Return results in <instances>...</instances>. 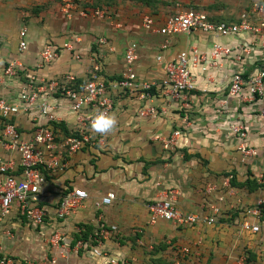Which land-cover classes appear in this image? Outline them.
<instances>
[{"label": "crops", "instance_id": "0c3cea01", "mask_svg": "<svg viewBox=\"0 0 264 264\" xmlns=\"http://www.w3.org/2000/svg\"><path fill=\"white\" fill-rule=\"evenodd\" d=\"M63 2L0 0V98L15 101L31 75L50 81L71 73L81 84L93 73V59L98 60L102 68L98 75L108 87L132 68L141 81L157 83V91L148 101L115 93L111 88L114 102L111 115L116 118L113 130L106 134L97 132L95 146L89 145L70 156L66 170L48 178L43 200L49 218L47 232L50 236L62 228L71 232V239L64 235L61 250L66 254L57 255L59 262L103 264L100 252L104 251L118 260V264H264V231L252 235L241 230L246 210L264 197V188L255 184L252 191L247 187L226 189L225 179L219 178L221 173L235 169L241 178L238 181L243 183L250 171L256 177L264 172V125H260V118L256 119L259 114L252 113L250 106L243 115L239 114L238 101L229 98L227 85L232 66L214 70L207 78H198L197 90L189 96L191 112L164 97L160 90L166 76V62L192 47L207 50L216 39L201 32L165 38L145 30L146 17H151L160 27L171 16L173 12L164 5L157 11L142 3L131 9L130 1H120L107 8L117 14L115 21L107 17L108 21L94 17L93 13L83 16L93 10L83 5L72 11L71 19L67 18L62 12ZM14 6L15 10L10 12L8 9ZM23 30L27 33L28 47L20 54ZM245 36L219 41L228 46L242 45ZM66 43L74 45L73 51L62 50L56 61L41 68L37 65L45 45L62 48ZM133 45L137 46V60L131 67L125 56ZM160 56L161 63L157 61ZM18 58L25 71L19 70L15 77L5 80L7 66ZM252 66L249 65L250 71L255 68ZM48 99L61 107L62 125L72 130L75 123L69 102L59 95ZM150 102L160 114L142 118L140 112ZM33 115L37 116L34 112ZM13 121L23 137L30 138L33 127L30 116H18ZM238 122L253 129L244 141L230 133V125ZM3 125L0 118V130ZM176 131L181 134L178 144L167 148L163 140ZM243 142L258 152V157L245 165L241 164L242 154L238 150ZM210 186L215 190L208 194ZM75 189L86 191L90 199L61 217V201ZM231 190L233 194L229 193ZM108 192L116 194L115 202L102 210L96 209L94 200ZM220 196L226 202L221 204L223 210L212 225L177 226L162 219L151 220L149 205L157 201L169 199L185 213L211 215L210 208L218 204ZM88 225L96 228L92 243L91 238H85L91 235H83ZM101 225L109 230L111 237L96 236ZM78 235L83 236L78 239ZM95 240H100L102 245ZM185 248L189 249L188 254L182 252ZM24 252L25 249H18L19 254L25 255Z\"/></svg>", "mask_w": 264, "mask_h": 264}, {"label": "built area", "instance_id": "2783aa9c", "mask_svg": "<svg viewBox=\"0 0 264 264\" xmlns=\"http://www.w3.org/2000/svg\"><path fill=\"white\" fill-rule=\"evenodd\" d=\"M73 10H77V6L71 0H65L62 6L63 14L71 19ZM249 12L253 22L247 19L245 16L247 14H244V21L240 24H215L205 19L202 12L195 11H185L170 16L160 27L152 18L146 17L143 28L165 38L201 32L216 39V42L207 50L192 47L181 51L174 59L164 64L166 76L160 84L162 95L174 103H179L182 108H187L190 105L188 93L197 90L198 78L200 76L207 78L214 70L224 69L230 64L232 69L227 85L229 98L244 106L249 105L251 111L258 112V117L264 121V4L255 3ZM95 14L96 16L93 12L94 17H104V14L98 11ZM82 15L89 16L88 13ZM244 34H249L251 37H246ZM237 36H245V43L228 46L219 41L222 38ZM20 37L19 53L22 54L28 47L25 30L20 33ZM73 49L72 43H66L62 48L47 44L39 54L37 65L41 68L51 64L60 57L62 50L73 51ZM76 58L79 59V56ZM125 59L132 67L137 60L136 45L129 48ZM157 61L161 63L162 57H158ZM92 62L93 73L81 87L75 86L78 78L71 73L50 81L31 75L15 101L0 99V117L5 121L0 131V224L14 214L26 218L27 222L35 227L45 223L47 212L43 200L46 197L47 179L64 172L70 156L89 145L97 144V132L91 127V123L101 112L111 115L114 109L111 88L115 93L137 96L141 100L149 101L154 98L151 89L156 87L157 83L141 81L132 68L125 71L120 81L108 87L98 75L102 69L98 60L93 59ZM251 64L255 66L252 71L249 70ZM25 68L20 58L12 61L6 68L5 80L15 77L19 70L25 71ZM248 72L250 73L246 75ZM54 95H59L69 102V112L74 115L75 123L74 128L70 130V135H65L61 128H57L64 119L59 114L61 107L48 99L49 96ZM33 112L37 116H34ZM159 112L157 106L151 103L150 106L141 110L140 116L155 118L160 114ZM22 115L30 116L33 123L28 139H25L19 133L17 126L10 122V119ZM251 131L253 133V130L248 129L243 122L230 125V133L242 141L248 138ZM179 136L180 132L176 131L170 138L163 140L167 148L176 146L175 141ZM238 150L242 154L241 164L245 165L251 159L258 157L257 149L248 146L245 142L240 143ZM14 155H18L19 158L13 157ZM257 178L259 184H264V172ZM223 187L232 189L230 179L223 182ZM214 190L215 188L210 186L207 192L211 194ZM233 192V190L229 191L231 194ZM89 199V194L82 189H75L68 193L61 201L60 216L68 215ZM115 200L116 194L108 192L105 196L95 199L93 204L96 209L102 210L111 206ZM225 202L224 196H220L218 204L210 208L211 215L185 213L169 199L149 205V210L152 222L162 219L177 226L212 225L223 210L221 204ZM238 203L240 204V201ZM241 230L252 235L264 231V197L258 200L254 207L246 210ZM6 234L8 238L12 237V233ZM109 235L110 232L105 228H100V232L96 234L102 238H107ZM59 237L60 234L53 237L52 252L54 254L60 252V256H63L66 252L61 250L63 246L62 248L58 246ZM98 244L101 246L102 242L99 240ZM4 252L0 244V264H14L8 255L3 256ZM182 252L188 254L189 249L185 248ZM101 254L104 256L105 252L102 251ZM102 259L106 263H118V260L109 256ZM42 264L60 263L57 256L52 255Z\"/></svg>", "mask_w": 264, "mask_h": 264}, {"label": "rangeland", "instance_id": "374dc122", "mask_svg": "<svg viewBox=\"0 0 264 264\" xmlns=\"http://www.w3.org/2000/svg\"><path fill=\"white\" fill-rule=\"evenodd\" d=\"M89 1L92 2L93 0H89ZM128 1L131 2L130 6H129V7H131V9H136L141 4V3H138L136 0H133V1L127 0V1H122V2H128ZM154 1H157L156 3L159 5L167 6L170 13L174 12V13H171V15H175L176 13L183 12V11L187 10V8L191 5V3L188 2V0H184L187 3H184V1H182V0H176V2L173 5H172V0H154ZM166 1H168L170 4L167 5ZM195 1H196V4L199 5V10H201V12L204 11L206 13H209L211 16H216V15L218 16L220 14H223L221 12V10H224V11H226V13H229V14H227V18L229 17V19H233L235 17H239L242 13L246 14L248 9H250V11H251L254 3L257 0H195ZM105 3L106 2H100L99 7H97L96 10L93 9L94 10V16H96L95 12L98 11V12H100V14H104L103 18L107 19V17H108V19L115 21L116 20L115 16L117 14L115 15V12L113 10L107 9L108 7ZM144 6L148 7L147 5H144ZM8 10H10V12H12L13 10H15V6H14V8H9ZM244 14H242V17H244ZM251 14H252V12H251ZM245 16L247 17V19L249 18L248 20L251 19L250 15H245ZM253 17H255V16H253ZM113 21H111V23H113ZM251 22H253V18L251 19ZM213 106H216V105L214 104ZM237 118H238V116H237ZM68 119H69V117H68ZM205 119H207V117ZM256 119H259V117H256ZM10 121L14 122L13 118L10 119ZM260 125H262V122H260ZM260 125H258V126H260ZM180 137H181V134L177 138V140L175 141L176 144H178V140ZM262 153H263V151H261V154ZM219 220H222V218L219 217ZM48 223H49V218L46 219L45 227L40 229L38 227L32 226L31 224H29L27 221H25L21 217L16 216V214H14L10 218H8L6 220V222H2L0 224V244L3 246V249L5 251L4 254H7L10 257V259L14 261V264H24V263L25 264H42L45 261L49 260L53 255L52 250H53L54 244L52 243V240H53V237L57 233H53L50 236V233L47 232L48 231L47 229L49 228V226L47 228ZM92 227H94V226H92ZM80 228L82 229V227H80ZM100 228L107 229L106 227H103V225L99 226V230H100ZM63 229L64 228L60 229L58 232V234H60V237H59L60 240L58 241V246H60V248H62V246L65 243L64 242L65 241L64 235H66L67 238H68V236L69 237L71 236L70 231H65ZM7 232H10V234L12 233L11 238H8V236H7L8 234H6ZM94 237H95L94 235L90 236V238H91L90 243H92V240L94 239ZM109 237H111V235ZM70 239H71V237H70ZM96 243H98V242H96ZM17 248L19 250L25 249V252H24L25 255L19 254ZM35 248H37V249L35 250ZM89 253H91V252H89ZM58 254L60 255V252L57 254H54V255L57 256ZM93 254H94V251H93ZM93 254H92V256H94ZM100 257L101 258L102 257L107 258L108 255L105 254L103 256V254H101ZM103 264H110V263L109 262L106 263L104 261Z\"/></svg>", "mask_w": 264, "mask_h": 264}, {"label": "trees", "instance_id": "16d2710c", "mask_svg": "<svg viewBox=\"0 0 264 264\" xmlns=\"http://www.w3.org/2000/svg\"><path fill=\"white\" fill-rule=\"evenodd\" d=\"M60 1H62V0H60ZM73 1V3L75 4V5H77V6H79V5H83L84 7H87V8H91V9H96L97 7H99V4H100V2H106L105 4L107 5V7H114V5L115 4H117V3H119L120 1H127V0H93L92 2L93 3H91L89 0H72ZM131 1H133V0H131ZM138 3H142L143 5H147L149 8H151V9H153V10H155V11H157L158 9V7H160L161 5H159V4H157L156 2L157 1H154V0H136ZM182 1H184V0H182ZM167 2V5L168 4H170L168 1H166ZM176 2V0H172V5L174 4ZM178 2V1H177ZM188 2H190L191 3V5L187 8V10H185V11H195V12H201V10H199V5H197L196 4V1L195 0H188ZM180 3V2H179ZM184 3H187V2H185L184 1ZM255 3H260V4H264V0H257ZM254 3V4H255ZM87 11V10H86ZM250 11V9H248V11H247V15H249V12ZM88 13L89 12H91V10H89V11H87ZM221 12L223 13V14H220V15H216V16H211L209 13H206V12H204V11H202V13H203V15H204V17H205V19H207L208 21H210V22H212V23H215V24H220V23H238V24H240V23H242L243 21H244V18L242 17V14H244V13H242L239 17H235V18H233V19H229V17L227 18V14H229V13H226V11H224V10H221ZM174 13V12H173ZM89 14H91V13H89ZM27 34V33H26ZM25 40L27 41V39H26V37H25ZM252 67H254V66H252ZM252 68H250V70H251ZM250 72H248L246 75H248ZM89 79V78H88ZM87 81V80H86ZM85 81V82H86ZM85 82H83V83H81L80 84V82L78 83V80H77V83H76V87H81ZM155 91H157V89L154 87V88H152L151 89V94H156V92ZM194 92L195 91H192L191 93L189 92L188 94H189V96L190 95H193L194 94ZM193 93V94H192ZM195 94H197V93H195ZM126 95H128V96H130L129 94H126ZM239 104V114H242L243 115V112L245 111L244 109L247 107V105H242V104H240V103H238ZM188 108V109H187ZM186 109H184V110H186V111H189V112H191V111H193V107H192V105H189V107H187ZM264 125V124H263ZM245 126L246 127H248L249 129H252V127L251 126H249V125H247L246 123H245ZM57 128H61L62 130H63V132L65 133V135H70V130H68V129H66V127H63V125L62 124H59V125H57ZM249 146V145H248ZM239 174H238V172H237V170H235V169H233L232 171H228V172H223V173H221L220 175H219V178L221 179H230V185H231V187H233V188H238V189H241V188H248L249 190H253V189H255L254 188V186L253 185H257V188H259V187H262V188H264V184H259L258 183V178L256 177V176H254L252 173H251V171H250V173L248 174V177L246 178L247 180L245 181V182H239L238 181V179H241L239 176H238ZM48 178H50V177H48ZM48 180V179H47ZM44 205V204H43ZM22 219H24L25 221H27V219L26 218H22ZM45 225H46V221H45V223L42 225V226H38V228H40V229H42L43 227H45ZM88 228V231H86L85 233L83 232V235H91V236H95V233H94V231H95V228L94 227H92V226H90V225H88L87 226ZM89 232V233H88ZM82 235V236H83ZM78 236H80V238H78V239H81L82 238V236L81 235H78ZM89 238H90V236H88ZM85 238H86V240H87V236H85ZM76 240H77V238H76ZM93 242V241H92ZM7 254H4L3 256H6ZM9 257V256H8ZM25 264V263H24Z\"/></svg>", "mask_w": 264, "mask_h": 264}, {"label": "clouds", "instance_id": "9594fccd", "mask_svg": "<svg viewBox=\"0 0 264 264\" xmlns=\"http://www.w3.org/2000/svg\"><path fill=\"white\" fill-rule=\"evenodd\" d=\"M73 2V1H72ZM77 6V5H76ZM78 7V6H77ZM94 12V10H92L90 13H93ZM183 12H185V11H183ZM88 13V12H87ZM180 13V12H179ZM176 14H178V13H176ZM175 14V15H176ZM88 15H91V14H89L88 13ZM171 16H174V15H171ZM170 17V16H169ZM151 18V17H150ZM168 18V17H167ZM144 23V22H143ZM234 23V22H233ZM181 35V34H180ZM175 36V35H174ZM237 37H239V36H237ZM237 37H235V38H237ZM70 74V73H69ZM198 87V86H197ZM196 92V91H195ZM0 99H2V98H0ZM3 99H5V98H3ZM7 101H9L8 99H6ZM247 106H249V105H247ZM251 111V110H250ZM252 113H258V112H256V111H253ZM259 114V113H258ZM1 118V117H0ZM15 118V117H14ZM260 118V117H259ZM2 119V118H1ZM3 121V120H2ZM11 123H14L15 124V122H12V121H10ZM260 122H262V124H264V121L263 120H261L260 119ZM3 123H5V121H3ZM16 125V124H15ZM115 125H116V118H115V115L113 114V115H109V114H105V113H103V112H101V113H99L94 119H93V121H92V123H91V127L96 131V132H98V133H100V134H106V133H108V132H110V131H112L113 130V128L115 127ZM4 126V125H3ZM17 126V125H16ZM262 126V125H261ZM3 128V127H2ZM18 128V127H17ZM2 130V129H1ZM0 130V131H1ZM251 130H253V129H251ZM18 131H19V129H18ZM264 132V131H263ZM19 133H20V131H19ZM20 134H22V133H20ZM23 135V134H22ZM103 227H104V225H103Z\"/></svg>", "mask_w": 264, "mask_h": 264}]
</instances>
